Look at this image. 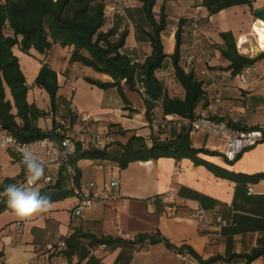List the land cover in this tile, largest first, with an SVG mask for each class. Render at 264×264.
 Listing matches in <instances>:
<instances>
[{
  "label": "crops",
  "instance_id": "1",
  "mask_svg": "<svg viewBox=\"0 0 264 264\" xmlns=\"http://www.w3.org/2000/svg\"><path fill=\"white\" fill-rule=\"evenodd\" d=\"M123 1L126 0L116 2ZM200 1L155 0L157 16L161 8L167 15V25L161 33L164 51L166 54L173 51L179 27L180 66L193 71L205 91L204 100L195 109L196 115L228 120L239 129L255 127L264 121V57L252 64L254 74L242 82L239 73L233 75L225 68L228 60L221 56L224 48L221 33L229 31L235 45L238 38H247V43L239 50L236 48L238 53L253 57L264 51V22L255 13L264 8V0H251V6L225 7L212 15L207 14ZM107 2L104 0L106 20L101 30L113 27L117 35L127 30L123 51L132 50L143 60L151 47L143 31L148 29L139 23H147L141 2L127 0L124 17L106 12ZM170 19L172 31L164 44ZM72 49L54 44L44 53L33 48L24 53L17 45L12 47L26 78L27 102L45 111L37 118V126L55 133L53 138L58 139L60 129H64L57 117L69 125L68 135L77 131L82 141L88 135L110 132L112 141L107 148L112 153L132 134L151 145L157 140L175 141L187 131L172 126L154 130L148 123L162 119L160 104L148 117L138 90L124 82L120 84L121 91L115 86L101 88L88 82L85 77L102 82L112 79L88 65L69 62ZM42 62L56 71V112L51 111L47 91L34 83ZM167 62L166 67L155 73L162 80L171 73L169 83L164 80L167 94L182 98L183 87L174 78L169 58ZM4 93L12 103L7 86ZM217 93L219 102L213 99ZM85 113L90 119L82 121L79 117ZM73 114L77 115L75 120L71 119ZM54 120L56 126L52 130ZM187 141L192 148L202 149L196 160L187 155L159 156L131 161L119 168L110 160L78 159V180L72 166L73 177L65 169L50 171L53 177L50 186L63 181V187L74 192L50 201L47 212L31 218L22 220L13 210L1 211L0 264H183L175 254L181 247L191 249L198 264H264V255L248 263L239 256L264 247V176L241 181L232 177V174H264V141L244 150L233 161L225 159V141L215 134L199 129L188 132ZM87 145L92 147L89 142ZM22 170L17 155L0 150L2 181L11 178L20 185ZM112 180L117 182L116 186L103 188ZM88 182L94 184L97 195L80 214H74L80 199L75 190L87 192ZM34 187L39 192L44 189L41 183ZM192 211L204 212L205 217L197 220L191 216ZM151 237L156 241H151ZM62 240L65 246L58 249L57 243ZM215 257L219 259L208 262Z\"/></svg>",
  "mask_w": 264,
  "mask_h": 264
},
{
  "label": "trees",
  "instance_id": "2",
  "mask_svg": "<svg viewBox=\"0 0 264 264\" xmlns=\"http://www.w3.org/2000/svg\"><path fill=\"white\" fill-rule=\"evenodd\" d=\"M135 1L141 2L143 16L149 26L148 30L143 31L151 47L150 53L140 63L132 62L126 52H120V49L124 47L127 30L124 29L118 35L113 27L105 31L101 30L106 20L104 0H0V124L19 141L28 142L44 137V135H55L52 131L42 130L37 126V118L43 116L45 111H40L27 102L26 78L12 50L14 45H17L24 53L30 48L44 53L54 44L61 47L72 46L69 62L88 65L96 72L104 73L112 79L111 82H102L85 77L88 82L101 88L115 86L120 91L121 82L138 91L136 85L143 87L141 93L148 117L156 105L160 104L163 114L174 113L181 117L194 118L195 109L204 100L205 91L201 80L196 77L195 73L190 70L185 71L180 66L181 29L178 27L175 32L173 51L166 54L161 35L167 25V15L164 9H160L157 18L153 11L155 0ZM237 4L251 6V0L200 1V5L205 7L207 14L210 15ZM221 38L224 41L221 56L228 60L225 68L231 70L233 75L240 73L242 67L252 65L257 59L264 57V51L253 57L238 53L229 31L221 33ZM168 58L175 80L183 87L182 98L168 96L163 80L155 73L156 70L166 67ZM34 83L47 91L51 111L56 112L58 87L56 71L48 63L42 62ZM5 86L11 93L12 103L6 99ZM14 107L15 112L13 113ZM71 119L75 120L76 115L73 114ZM55 126L54 120L52 130ZM232 126L240 128L233 124ZM187 136L188 131H185L181 137L178 135L175 141L157 140L148 145L142 138L132 134L124 144H118L120 149L115 153L108 150L109 145L101 149L83 148L80 142H77L69 161L76 171L75 177L78 180L80 176L76 170L78 159L110 160L117 163L119 168L126 167L131 161L159 156L180 158L187 155L196 160V154L202 149L192 148L187 141ZM260 176L264 174H232L234 179L240 181L247 178L256 180ZM12 183H15V179L5 178L3 181L0 179V212L4 209L12 210L7 204V198L2 195L5 185ZM63 183L60 181L55 186H46L39 193L41 196L49 197L50 201L71 195L74 191L64 188ZM151 241H156V239L151 237ZM188 250L196 257L191 249ZM261 255H264V247L239 254L245 259V263ZM217 259L219 258H211L208 262Z\"/></svg>",
  "mask_w": 264,
  "mask_h": 264
},
{
  "label": "built area",
  "instance_id": "3",
  "mask_svg": "<svg viewBox=\"0 0 264 264\" xmlns=\"http://www.w3.org/2000/svg\"><path fill=\"white\" fill-rule=\"evenodd\" d=\"M126 6L127 4L124 1L120 3L111 1L106 7V12H111L114 15L124 17ZM197 8H199V6H197ZM192 24L195 28L196 20H194ZM247 42V38H238L236 48L239 50V48ZM120 52H126L132 62L140 63V61H142V59H139V57L132 50L124 52L123 49H120ZM241 69L242 70L237 76L242 82H245L248 76L254 74L255 71L253 65H246ZM136 87L139 89L140 93L143 92V87L138 85H136ZM213 99L219 102L221 100L220 94L217 93ZM162 115V119L159 122L157 121L156 123L152 120L148 123L154 130L172 126L177 129H186L188 132H194L202 129L208 133L215 134L218 138L225 141L223 155L227 161L235 160L244 150L254 147L259 142L264 141V121L256 124V126L252 128L239 129L231 126L228 120L211 118L209 115L199 114L194 118L181 117L174 113ZM89 117L90 116L85 113L80 115L79 118L82 121H86L90 119ZM55 119L64 127V129H60L61 136L58 139L49 135H44V137L30 140L28 142L19 141L6 127L0 124V150L3 149L13 152L18 156L20 163L22 161V153L26 150H30L35 156L45 163V174L36 183H41L43 187L50 186L52 184L53 177L50 175V171L52 170L65 169L71 177L74 176L69 158L76 149L75 146L77 142H80V145L83 148H87L89 146L87 143L89 142L90 146L101 149L112 141V134L110 132L100 135H88L87 139L82 141L77 137L79 134L77 131L74 132V135H68L66 133V129L69 128V125L64 120L59 117ZM20 184H24L25 186L27 185V175L24 165ZM116 185L117 182L112 180L109 183H105L103 188L110 189V187ZM85 189H87V192L85 193L80 188L75 190V193L80 199L79 205L74 210V214H80L82 208L88 207L97 195V190L94 188V184L92 182H88V184L85 185ZM153 199L154 198L151 200ZM191 216L197 220H203L205 214L200 211H192ZM217 220L223 223V220L219 217H217ZM64 246L65 241L63 240L57 243L58 249H62ZM49 247L54 248L52 245H49ZM175 254L182 259L183 264H198L195 256L192 255L187 248H177L175 250Z\"/></svg>",
  "mask_w": 264,
  "mask_h": 264
},
{
  "label": "clouds",
  "instance_id": "4",
  "mask_svg": "<svg viewBox=\"0 0 264 264\" xmlns=\"http://www.w3.org/2000/svg\"><path fill=\"white\" fill-rule=\"evenodd\" d=\"M21 163L26 169L27 185H5L2 195L7 198V204L16 217L23 220L47 212L51 202L49 197L41 196L34 187L45 174V163L30 150L22 153Z\"/></svg>",
  "mask_w": 264,
  "mask_h": 264
},
{
  "label": "rangeland",
  "instance_id": "5",
  "mask_svg": "<svg viewBox=\"0 0 264 264\" xmlns=\"http://www.w3.org/2000/svg\"><path fill=\"white\" fill-rule=\"evenodd\" d=\"M111 1H118V0H109V2H111ZM109 2H107V3H109ZM125 3H126L127 5L129 4V3L127 2V0L125 1ZM157 10H158V6L155 5L154 8H153V11H154L156 17H158V16H157ZM141 22H142V26H143V24H144L145 27H146L147 29H149V26H148L147 23H144V21H140L139 23L141 24ZM172 24H173V20L170 19V21H169V25L167 26L166 31L164 32V37H163V42H164V44L166 43V39H167V37H169V35L171 34V31H172V29H171V25H172ZM164 50H165V48H164ZM167 65H168V62H167ZM164 76H165V77H164V79H163V83H164V80H165L167 83H169V81H170L171 78H172V74L169 73L168 76H167V74L164 75ZM178 85H179V84H178ZM179 86H180V85H179ZM178 90H179V89H178ZM179 91H180V90H179ZM37 187H38V186H37Z\"/></svg>",
  "mask_w": 264,
  "mask_h": 264
},
{
  "label": "water",
  "instance_id": "6",
  "mask_svg": "<svg viewBox=\"0 0 264 264\" xmlns=\"http://www.w3.org/2000/svg\"><path fill=\"white\" fill-rule=\"evenodd\" d=\"M255 13L258 18H260L261 20H264V8L255 10Z\"/></svg>",
  "mask_w": 264,
  "mask_h": 264
},
{
  "label": "bare ground",
  "instance_id": "7",
  "mask_svg": "<svg viewBox=\"0 0 264 264\" xmlns=\"http://www.w3.org/2000/svg\"><path fill=\"white\" fill-rule=\"evenodd\" d=\"M259 20H261V19H259ZM262 22H264V20H261ZM256 27V26H255Z\"/></svg>",
  "mask_w": 264,
  "mask_h": 264
}]
</instances>
